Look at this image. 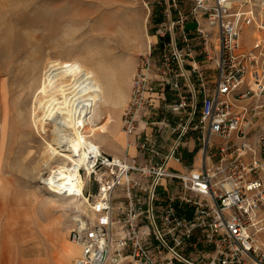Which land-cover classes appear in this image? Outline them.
I'll return each mask as SVG.
<instances>
[{
  "label": "built area",
  "instance_id": "obj_1",
  "mask_svg": "<svg viewBox=\"0 0 264 264\" xmlns=\"http://www.w3.org/2000/svg\"><path fill=\"white\" fill-rule=\"evenodd\" d=\"M155 5L125 153L93 146L79 169L72 196L90 212L72 213L74 264H264V12L255 0Z\"/></svg>",
  "mask_w": 264,
  "mask_h": 264
},
{
  "label": "rangeland",
  "instance_id": "obj_2",
  "mask_svg": "<svg viewBox=\"0 0 264 264\" xmlns=\"http://www.w3.org/2000/svg\"><path fill=\"white\" fill-rule=\"evenodd\" d=\"M256 1L264 12V0ZM161 10L155 0H0V254L5 264H31L40 256L45 264H63L62 247L75 246L69 232L77 205L55 197L39 180L40 173L49 174L63 159L53 153L52 129L38 117L45 65H80L106 76L115 91L123 89L127 99L106 120L117 126ZM186 27L191 31L194 25ZM252 31H243L247 48ZM156 101L164 110L165 101ZM124 143L111 137L102 150L108 154L115 147L117 154L111 156L119 157Z\"/></svg>",
  "mask_w": 264,
  "mask_h": 264
},
{
  "label": "bare ground",
  "instance_id": "obj_3",
  "mask_svg": "<svg viewBox=\"0 0 264 264\" xmlns=\"http://www.w3.org/2000/svg\"><path fill=\"white\" fill-rule=\"evenodd\" d=\"M105 78L80 65L49 61L38 85L39 121L43 127L52 129L53 153L63 158L49 174H39L40 184L55 197L71 200L72 205H77L75 212H90L84 200L72 196L84 189L79 169L85 164L87 151L93 146L101 148L98 141L102 130L108 129L107 118L115 116L113 110L119 109L126 100L123 89L115 91V86ZM121 133L126 148L129 139ZM130 154H135L134 148H130Z\"/></svg>",
  "mask_w": 264,
  "mask_h": 264
},
{
  "label": "crops",
  "instance_id": "obj_4",
  "mask_svg": "<svg viewBox=\"0 0 264 264\" xmlns=\"http://www.w3.org/2000/svg\"><path fill=\"white\" fill-rule=\"evenodd\" d=\"M129 88H128V94L130 95V90H131V85H129L128 86ZM128 94H127V96H128ZM126 99H127V97H126ZM122 108V107H121ZM120 109V108H119ZM120 116H119V121H118V124H117V126H113V127H110L109 128V125H108V131L106 130V132H102V135L100 136V139L102 140H100L99 139V141H98V143L101 141L102 142V144H101V148H102V146L107 142L108 143V141L111 139V137L113 138V139H115V140H117V142L118 143H123L124 141H125V138H124V136L122 135V133H121V130H120ZM114 129V130H113ZM112 130V131H111ZM106 136H105V135ZM109 134V135H108ZM107 135H108V137H107ZM111 136V137H110ZM106 137H107V139H106ZM123 146H125V143H124V145ZM118 149H116L115 147H111L110 149H108V151H109V155H115V154H117L116 153V151H117ZM120 151V150H119ZM122 156V155H121ZM56 208H58V207H56ZM56 224L58 223V225L60 224V222L57 220L56 222H55ZM3 253L4 252H1V254H0V264H5V262L3 261ZM61 259H62V262H63V264H69V262L71 261V259L72 258H74V256H76L77 254H79V248L77 247V246H64V247H62V251H61ZM28 264V263H27ZM31 264H45L44 263V260L42 259V257L40 256V257H37L36 259H34L32 262H31Z\"/></svg>",
  "mask_w": 264,
  "mask_h": 264
},
{
  "label": "trees",
  "instance_id": "obj_5",
  "mask_svg": "<svg viewBox=\"0 0 264 264\" xmlns=\"http://www.w3.org/2000/svg\"><path fill=\"white\" fill-rule=\"evenodd\" d=\"M186 156H187V157H191L192 155H191V154H187Z\"/></svg>",
  "mask_w": 264,
  "mask_h": 264
}]
</instances>
